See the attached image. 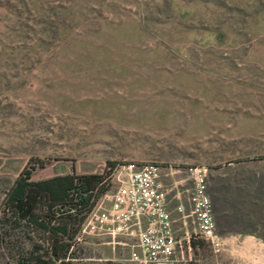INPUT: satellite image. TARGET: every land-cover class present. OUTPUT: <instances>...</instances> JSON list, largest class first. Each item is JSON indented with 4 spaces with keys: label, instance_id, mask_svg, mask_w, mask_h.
<instances>
[{
    "label": "rangeland",
    "instance_id": "obj_1",
    "mask_svg": "<svg viewBox=\"0 0 264 264\" xmlns=\"http://www.w3.org/2000/svg\"><path fill=\"white\" fill-rule=\"evenodd\" d=\"M147 164L163 186L183 181L188 204L187 169L206 167L227 232L219 248L181 240L167 264H264L245 247L264 246V0H0V205L25 169L41 181L114 165L93 211L106 212ZM2 234L0 264H14L30 244ZM78 241L77 264H141L135 234L86 225Z\"/></svg>",
    "mask_w": 264,
    "mask_h": 264
},
{
    "label": "trees",
    "instance_id": "obj_2",
    "mask_svg": "<svg viewBox=\"0 0 264 264\" xmlns=\"http://www.w3.org/2000/svg\"><path fill=\"white\" fill-rule=\"evenodd\" d=\"M114 165L102 174L75 173L50 179L32 180V169H25L5 192L0 205L3 239L30 244L20 251L14 264H77L84 253L78 241L82 225L98 201L110 190ZM219 208L223 211L226 194L221 188ZM214 196V195H212ZM220 211V214L223 212ZM247 214H252L248 211ZM243 214V217L249 216ZM247 222V221H246ZM232 226L235 223L225 222ZM253 233V223L240 225ZM189 249L197 250L202 243L187 241Z\"/></svg>",
    "mask_w": 264,
    "mask_h": 264
},
{
    "label": "built area",
    "instance_id": "obj_3",
    "mask_svg": "<svg viewBox=\"0 0 264 264\" xmlns=\"http://www.w3.org/2000/svg\"><path fill=\"white\" fill-rule=\"evenodd\" d=\"M186 175L192 188L190 216L193 225L187 241L202 239L219 248L223 240L215 232L208 194V170L203 166H194L187 169ZM167 195L161 183L159 166L147 164L136 170L130 167L126 180L111 196L112 207L100 213L93 212V208L82 228L100 225L107 227L113 235L135 234L141 255L138 257L133 253V260L141 264L172 263L181 240L174 234L173 220L167 209Z\"/></svg>",
    "mask_w": 264,
    "mask_h": 264
},
{
    "label": "crops",
    "instance_id": "obj_4",
    "mask_svg": "<svg viewBox=\"0 0 264 264\" xmlns=\"http://www.w3.org/2000/svg\"><path fill=\"white\" fill-rule=\"evenodd\" d=\"M183 181H172L169 186H164L167 191V209L173 220V230L177 239L188 240V236L191 232L188 231V225H192L191 221V204L182 199L183 191L181 190V184ZM223 225V224H222ZM216 226V222H215ZM193 229V225H192ZM227 232L222 231L219 236L223 241H226Z\"/></svg>",
    "mask_w": 264,
    "mask_h": 264
},
{
    "label": "bare ground",
    "instance_id": "obj_5",
    "mask_svg": "<svg viewBox=\"0 0 264 264\" xmlns=\"http://www.w3.org/2000/svg\"><path fill=\"white\" fill-rule=\"evenodd\" d=\"M245 247H246V250H255L258 254H260L258 255L259 258H261L264 255V246L257 245L255 241H252V240L246 241Z\"/></svg>",
    "mask_w": 264,
    "mask_h": 264
}]
</instances>
